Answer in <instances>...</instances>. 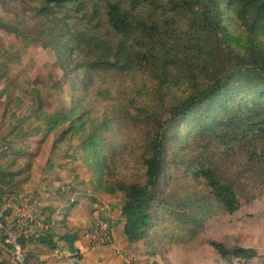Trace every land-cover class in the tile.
Segmentation results:
<instances>
[{"label": "trees", "instance_id": "1", "mask_svg": "<svg viewBox=\"0 0 264 264\" xmlns=\"http://www.w3.org/2000/svg\"><path fill=\"white\" fill-rule=\"evenodd\" d=\"M0 32L22 53L47 51L61 71L52 93L69 90L50 112L39 90L17 85L30 97L19 127L76 140L94 190L121 198L129 245L165 264L175 245H207L226 263L257 257L201 234L264 201V0H0ZM0 80L10 82L1 63ZM55 237L20 244L77 253L74 235Z\"/></svg>", "mask_w": 264, "mask_h": 264}, {"label": "crops", "instance_id": "2", "mask_svg": "<svg viewBox=\"0 0 264 264\" xmlns=\"http://www.w3.org/2000/svg\"><path fill=\"white\" fill-rule=\"evenodd\" d=\"M0 86V148H3L0 154V207H3L8 199L20 206L33 198L39 203L40 215L48 226L47 231L56 236V241L57 236L64 234L75 237L73 246L77 253L71 255L64 251L66 244L63 241L58 242V249L55 251L36 243L26 244L24 253L32 254L31 264H123L122 255L126 249H134L139 244L134 246L127 243L123 235L121 217L119 220L115 219L120 214L121 198L94 190L76 140L61 144H53V139L49 138L41 141L42 137L38 140L31 138L32 142L19 141L24 129L19 127V115L23 111L19 109L17 86L12 90L11 86L2 88L1 83ZM13 97L16 98L17 104L15 107L11 106L8 115H4L8 111L5 109L10 106L4 101L13 100ZM37 136L39 135H35ZM27 146L32 151L27 153L33 154L29 161L16 156L24 152L21 149ZM97 201L106 202L113 208L106 214L112 221L114 246L111 248L91 244L85 237L93 205ZM9 211L10 209H5L7 215ZM6 222L11 223L8 216ZM23 230L24 236H35L36 230L32 223H25ZM0 248L3 249L0 251V262L9 261L14 264L9 251L1 245Z\"/></svg>", "mask_w": 264, "mask_h": 264}, {"label": "rangeland", "instance_id": "3", "mask_svg": "<svg viewBox=\"0 0 264 264\" xmlns=\"http://www.w3.org/2000/svg\"><path fill=\"white\" fill-rule=\"evenodd\" d=\"M13 38L0 32V63L7 65V71L10 74L8 86H11V90L17 85H24L28 89H37L42 93L45 110L50 112L64 111L67 107L66 101L70 99L69 90L64 83H61L62 87L57 89V94L52 93L54 82L61 78V71L52 56L38 46H28L26 52L19 56L21 52L17 48L18 41ZM0 83L3 88L4 83ZM20 97L22 98L20 99ZM4 103L10 104L5 109L8 111L4 114L8 115L11 106H16L17 100L13 97V100H7ZM19 103L28 106L30 97L19 96ZM26 110L23 107V112H20V121L27 120ZM22 133L23 135L19 137L21 142H28V140L32 142L31 138L38 140L42 137L40 133H37L39 135L37 137L26 135L25 132ZM56 135V132L52 133L49 139H54ZM21 151L32 152L29 146L21 149ZM80 157L83 161L82 155ZM201 237L205 240L221 242L228 251H232L235 247L254 249L257 252V257L248 261L231 259V263H226L207 245L199 246L195 250H189L182 245H175L165 260L169 264H264V201L243 204L232 215L221 216L212 220L202 232ZM140 246L139 244L138 247L130 249L133 256L132 264H165L159 257L147 254L145 249L140 248ZM64 251L72 254L66 245ZM28 263L31 261L27 260Z\"/></svg>", "mask_w": 264, "mask_h": 264}, {"label": "built area", "instance_id": "4", "mask_svg": "<svg viewBox=\"0 0 264 264\" xmlns=\"http://www.w3.org/2000/svg\"><path fill=\"white\" fill-rule=\"evenodd\" d=\"M3 148H0V154ZM10 209L9 215H5V209ZM113 208L106 202L97 201L93 205L91 218L87 226L85 237L91 244L111 248L114 246V237L111 232L112 221L106 214ZM7 216L11 223L6 222ZM111 217V216H110ZM120 214L115 219L119 220ZM6 222V223H5ZM25 223H32L35 237L38 232H45L48 229L47 224L43 222L40 215L39 203L31 198L27 203L17 206L12 199H8L3 207H0V243L9 251L14 264L25 263L24 249L20 244V237L24 236L23 226ZM120 252H117L119 254ZM133 256L130 249L122 255L123 264H131Z\"/></svg>", "mask_w": 264, "mask_h": 264}, {"label": "water", "instance_id": "5", "mask_svg": "<svg viewBox=\"0 0 264 264\" xmlns=\"http://www.w3.org/2000/svg\"><path fill=\"white\" fill-rule=\"evenodd\" d=\"M0 245L3 247V248H5L1 243H0ZM6 249V248H5Z\"/></svg>", "mask_w": 264, "mask_h": 264}]
</instances>
